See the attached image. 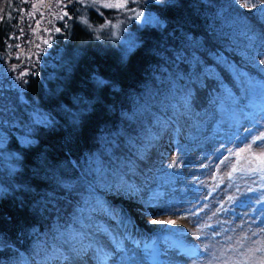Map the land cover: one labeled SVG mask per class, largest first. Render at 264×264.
<instances>
[{
    "label": "trees",
    "instance_id": "16d2710c",
    "mask_svg": "<svg viewBox=\"0 0 264 264\" xmlns=\"http://www.w3.org/2000/svg\"><path fill=\"white\" fill-rule=\"evenodd\" d=\"M89 3L85 23L60 22L50 49L55 68L32 69L22 92L6 99L17 116L34 107L46 117L16 137L0 125L8 137L3 151L15 157L11 173L0 161V264H59L49 234L54 217L69 226L73 208L107 216L103 196L140 188L163 142L199 128L196 118L209 105L225 116L233 108L241 122L237 99L256 88L264 94L263 5L249 11L240 0H135L137 11L157 19L141 24L129 14L121 23L99 1ZM21 4L0 0V62L19 34ZM247 106L258 105L250 98Z\"/></svg>",
    "mask_w": 264,
    "mask_h": 264
},
{
    "label": "rangeland",
    "instance_id": "374dc122",
    "mask_svg": "<svg viewBox=\"0 0 264 264\" xmlns=\"http://www.w3.org/2000/svg\"><path fill=\"white\" fill-rule=\"evenodd\" d=\"M97 1L121 23L127 14L141 24L156 23L154 14L131 5L135 0ZM86 2L22 0L15 30L19 34L8 40L0 62V125L9 134L16 137L18 130L29 131L28 125H40L46 117L34 107L17 116L6 99L10 92H22L23 76L32 69L41 64L55 68L58 61L50 49L54 35L61 33L59 24L72 18L85 23L82 6ZM247 2L250 7L264 6V0ZM109 24L106 16L105 28ZM263 97L256 88L237 99L244 110L241 122L233 108L227 106L225 116L215 104L209 105L196 118L202 124L199 128L190 127V134L163 142L161 157L151 165L140 188L103 196L107 216L82 215L73 208L69 226L60 225L54 217L49 234L53 247L62 253L59 264H264ZM250 98L257 110L248 108ZM13 126L17 129L12 130ZM1 128L0 161L11 173L15 157L3 151L8 137ZM17 140L25 143L29 138L17 136ZM162 172L173 177L159 179ZM184 243L197 249L194 256Z\"/></svg>",
    "mask_w": 264,
    "mask_h": 264
},
{
    "label": "snow or ice",
    "instance_id": "6c2138e0",
    "mask_svg": "<svg viewBox=\"0 0 264 264\" xmlns=\"http://www.w3.org/2000/svg\"><path fill=\"white\" fill-rule=\"evenodd\" d=\"M236 2H239V0H236ZM108 6V5H106ZM244 8H247L249 11L252 10V8L249 6V3L247 2V0H245V2L241 5ZM255 5H253L252 7H254ZM169 223H173V221H169Z\"/></svg>",
    "mask_w": 264,
    "mask_h": 264
},
{
    "label": "water",
    "instance_id": "95a60500",
    "mask_svg": "<svg viewBox=\"0 0 264 264\" xmlns=\"http://www.w3.org/2000/svg\"><path fill=\"white\" fill-rule=\"evenodd\" d=\"M23 256H24V258L28 261V258H27V256H26V254H23Z\"/></svg>",
    "mask_w": 264,
    "mask_h": 264
},
{
    "label": "flooded vegetation",
    "instance_id": "af4514ba",
    "mask_svg": "<svg viewBox=\"0 0 264 264\" xmlns=\"http://www.w3.org/2000/svg\"><path fill=\"white\" fill-rule=\"evenodd\" d=\"M44 42H46V41H44Z\"/></svg>",
    "mask_w": 264,
    "mask_h": 264
},
{
    "label": "bare ground",
    "instance_id": "6f19581e",
    "mask_svg": "<svg viewBox=\"0 0 264 264\" xmlns=\"http://www.w3.org/2000/svg\"><path fill=\"white\" fill-rule=\"evenodd\" d=\"M104 249V248H103Z\"/></svg>",
    "mask_w": 264,
    "mask_h": 264
}]
</instances>
